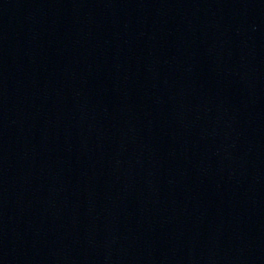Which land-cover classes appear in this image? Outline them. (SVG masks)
Returning a JSON list of instances; mask_svg holds the SVG:
<instances>
[{"label":"water","instance_id":"95a60500","mask_svg":"<svg viewBox=\"0 0 264 264\" xmlns=\"http://www.w3.org/2000/svg\"><path fill=\"white\" fill-rule=\"evenodd\" d=\"M0 264H264V0H0Z\"/></svg>","mask_w":264,"mask_h":264}]
</instances>
